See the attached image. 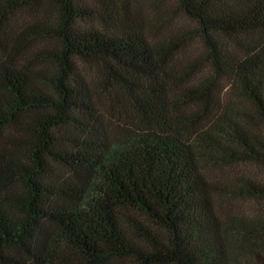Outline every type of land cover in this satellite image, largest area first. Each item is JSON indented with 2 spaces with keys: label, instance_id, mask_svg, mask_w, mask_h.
<instances>
[{
  "label": "trees",
  "instance_id": "obj_1",
  "mask_svg": "<svg viewBox=\"0 0 264 264\" xmlns=\"http://www.w3.org/2000/svg\"><path fill=\"white\" fill-rule=\"evenodd\" d=\"M239 162L264 166V0H0V264H264V214L217 198L264 182L204 170Z\"/></svg>",
  "mask_w": 264,
  "mask_h": 264
},
{
  "label": "rangeland",
  "instance_id": "obj_2",
  "mask_svg": "<svg viewBox=\"0 0 264 264\" xmlns=\"http://www.w3.org/2000/svg\"><path fill=\"white\" fill-rule=\"evenodd\" d=\"M168 2L169 0H164ZM187 24V26H193V22L189 18H185L179 14L174 16L171 25ZM202 49V42L199 38L195 37L189 39L187 42V47L179 52V58H189L191 55L197 54ZM208 65V64H207ZM207 65H203L200 69L202 73L207 71ZM227 85L222 88L221 93L223 97L230 95V91H226ZM228 98V97H227ZM204 170L209 176V178H221L229 181L231 177L238 175H244L249 178L258 180L259 182H264V166L252 162H239L228 164L225 166L213 165L207 163L204 164ZM218 208L224 213H237L244 215H258L264 214V199L250 196H236L229 194H224L223 196H218Z\"/></svg>",
  "mask_w": 264,
  "mask_h": 264
}]
</instances>
